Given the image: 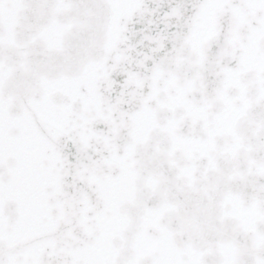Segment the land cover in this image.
<instances>
[{
	"label": "snow or ice",
	"instance_id": "1",
	"mask_svg": "<svg viewBox=\"0 0 264 264\" xmlns=\"http://www.w3.org/2000/svg\"><path fill=\"white\" fill-rule=\"evenodd\" d=\"M0 264H264V0H0Z\"/></svg>",
	"mask_w": 264,
	"mask_h": 264
}]
</instances>
